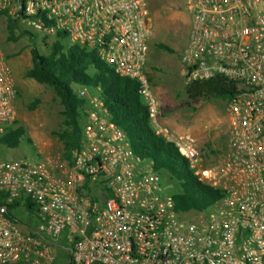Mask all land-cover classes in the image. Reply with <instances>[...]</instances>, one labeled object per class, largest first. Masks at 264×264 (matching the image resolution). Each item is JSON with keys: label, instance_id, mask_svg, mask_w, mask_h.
Wrapping results in <instances>:
<instances>
[{"label": "built area", "instance_id": "built-area-1", "mask_svg": "<svg viewBox=\"0 0 264 264\" xmlns=\"http://www.w3.org/2000/svg\"><path fill=\"white\" fill-rule=\"evenodd\" d=\"M184 6V85L219 77L235 88L225 102V149L208 167L192 136L160 126L145 73L152 28L144 0H0V30L10 22L16 34L46 43L62 35L136 82L154 134L221 195L184 219L96 96L80 114V142L67 158L0 161V264H264V0ZM15 98L0 47V136L13 125Z\"/></svg>", "mask_w": 264, "mask_h": 264}, {"label": "trees", "instance_id": "trees-1", "mask_svg": "<svg viewBox=\"0 0 264 264\" xmlns=\"http://www.w3.org/2000/svg\"><path fill=\"white\" fill-rule=\"evenodd\" d=\"M5 31L7 42L15 43L21 37H28L32 41L29 49L31 67L24 76L51 88L59 102L62 120L54 136L61 145L62 157L67 158L69 151L80 142V114L85 100L77 95L74 87L88 88L96 93L109 119L124 133L133 154L151 162L159 176L164 172L169 180L176 183L178 189L170 195L176 212H202L220 198L218 190L196 180L185 159L170 143L154 134L136 82L114 74L92 52L73 44L63 45L62 35L58 34L49 43L39 40L47 50L46 53H39L34 43L37 39L35 35L25 31L16 34L14 24L10 22H7ZM156 47L171 52L163 44H156ZM234 90L233 84L219 77L184 87L189 100L227 99ZM37 104L38 101L34 100L27 108L33 109ZM24 133L23 128L13 122L12 127L0 136V145L9 149L17 148ZM25 143L31 145L28 139Z\"/></svg>", "mask_w": 264, "mask_h": 264}, {"label": "rangeland", "instance_id": "rangeland-1", "mask_svg": "<svg viewBox=\"0 0 264 264\" xmlns=\"http://www.w3.org/2000/svg\"><path fill=\"white\" fill-rule=\"evenodd\" d=\"M149 11L152 36L148 42L145 59V73L159 105L160 126L175 135H190L194 138L201 159V166L213 165L223 152L227 142L226 99L208 98L189 100L184 83L178 73V56L186 41L189 17L185 11V0H144ZM54 40V39H53ZM28 37H21L15 43L5 41V32L0 30V47L12 70L17 96L15 98V125L24 130V138L17 148L0 145V161L15 159L32 160L36 154L43 156L61 153V145L54 136L61 126V107L51 88L25 78L31 67ZM70 45L69 39L61 40ZM39 53H46V47L35 40ZM150 44V45H149ZM156 44H163L171 52L159 50ZM84 110L93 106L96 93L82 88ZM75 91V90H74ZM38 101L33 109L27 105ZM28 139L31 145L25 143ZM32 147V148H31ZM164 191L173 195L177 185L168 176L160 173ZM217 207L219 204H214ZM211 208V209H212ZM193 212L182 213L184 219L193 217ZM58 256L63 252L59 250ZM56 253V252H55Z\"/></svg>", "mask_w": 264, "mask_h": 264}, {"label": "crops", "instance_id": "crops-1", "mask_svg": "<svg viewBox=\"0 0 264 264\" xmlns=\"http://www.w3.org/2000/svg\"><path fill=\"white\" fill-rule=\"evenodd\" d=\"M148 45V44H147ZM150 45V44H149ZM145 66H148V63L147 62H145ZM74 90L77 92L78 90H79V88H77V87H74Z\"/></svg>", "mask_w": 264, "mask_h": 264}]
</instances>
